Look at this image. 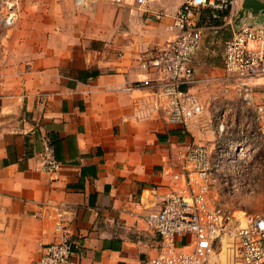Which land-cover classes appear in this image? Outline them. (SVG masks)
Instances as JSON below:
<instances>
[{
	"label": "crops",
	"instance_id": "1",
	"mask_svg": "<svg viewBox=\"0 0 264 264\" xmlns=\"http://www.w3.org/2000/svg\"><path fill=\"white\" fill-rule=\"evenodd\" d=\"M188 1L18 0L0 63V264H34L63 238L75 244L67 264H147L157 254L144 216L168 192L172 145L215 139L165 125L138 85ZM193 17L206 29L189 90L212 111L231 109L222 97L230 31L209 9ZM47 154L61 164L55 173L41 169Z\"/></svg>",
	"mask_w": 264,
	"mask_h": 264
},
{
	"label": "built area",
	"instance_id": "2",
	"mask_svg": "<svg viewBox=\"0 0 264 264\" xmlns=\"http://www.w3.org/2000/svg\"><path fill=\"white\" fill-rule=\"evenodd\" d=\"M149 1L136 0L139 5ZM242 1L189 0L172 22L173 39L141 65L153 76L138 83L148 91L152 113L165 125L189 132L211 130L215 135L212 148L172 145L163 169L168 192L158 207L144 216L146 225L159 237L157 254L147 264H221L223 258L225 264H264V210L245 216L242 225L234 212L212 196L220 171L225 174L227 165L234 168L240 157L235 159V155L244 151L247 126H239L238 143L232 144V117H227L232 110L224 107L212 111L211 103L189 90L195 83L194 59L206 29L194 21L193 13L209 9L230 31L224 44V72L239 89L244 103L254 106L253 122L264 135V25L249 22L235 26ZM14 15L10 14L8 22ZM220 28L214 27L215 32ZM60 167L50 154L41 162V169L47 172L55 173ZM74 253L75 244L63 238L43 246L34 264H67Z\"/></svg>",
	"mask_w": 264,
	"mask_h": 264
},
{
	"label": "rangeland",
	"instance_id": "3",
	"mask_svg": "<svg viewBox=\"0 0 264 264\" xmlns=\"http://www.w3.org/2000/svg\"><path fill=\"white\" fill-rule=\"evenodd\" d=\"M15 1L17 4L14 3ZM9 2H11V6L8 4ZM18 10V0H0V63L3 55L6 56V44L10 39L13 40L11 30L20 18ZM74 10L76 17L85 16L82 8L75 7ZM12 12L15 15L12 22H8ZM257 19L264 22V15L259 13ZM9 32L10 36H8ZM227 82L229 86L222 93V97L225 99L222 102L224 104H228L226 101L231 103L228 105L232 110V144L238 143L239 126H247L245 130H247L248 137L247 143L243 145L244 151L240 155H235V159L240 156L237 158L235 167L225 166V174L220 171V181L212 187V196L216 202L234 212L235 218L245 225V216L258 214L264 210V135L253 122L254 106L249 107L244 103L239 89L236 88L233 81ZM263 87L261 86V88ZM208 146L212 148L213 143ZM223 260L221 264H225Z\"/></svg>",
	"mask_w": 264,
	"mask_h": 264
},
{
	"label": "water",
	"instance_id": "4",
	"mask_svg": "<svg viewBox=\"0 0 264 264\" xmlns=\"http://www.w3.org/2000/svg\"><path fill=\"white\" fill-rule=\"evenodd\" d=\"M259 13L264 15V3L258 0H243L237 12L235 26L238 28L249 22L264 25V22L257 19Z\"/></svg>",
	"mask_w": 264,
	"mask_h": 264
},
{
	"label": "trees",
	"instance_id": "5",
	"mask_svg": "<svg viewBox=\"0 0 264 264\" xmlns=\"http://www.w3.org/2000/svg\"><path fill=\"white\" fill-rule=\"evenodd\" d=\"M220 22V20H218Z\"/></svg>",
	"mask_w": 264,
	"mask_h": 264
}]
</instances>
